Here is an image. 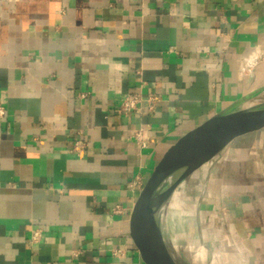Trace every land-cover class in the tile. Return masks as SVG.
<instances>
[{"label": "crops", "instance_id": "0c3cea01", "mask_svg": "<svg viewBox=\"0 0 264 264\" xmlns=\"http://www.w3.org/2000/svg\"><path fill=\"white\" fill-rule=\"evenodd\" d=\"M263 101L264 0H0V264H146L131 220L155 168ZM163 232L181 264H264V128L176 189Z\"/></svg>", "mask_w": 264, "mask_h": 264}, {"label": "water", "instance_id": "95a60500", "mask_svg": "<svg viewBox=\"0 0 264 264\" xmlns=\"http://www.w3.org/2000/svg\"><path fill=\"white\" fill-rule=\"evenodd\" d=\"M226 108L184 136L145 183L132 212V233L146 264H181L163 232V217L176 189L208 165L235 138L264 128V101Z\"/></svg>", "mask_w": 264, "mask_h": 264}, {"label": "built area", "instance_id": "2783aa9c", "mask_svg": "<svg viewBox=\"0 0 264 264\" xmlns=\"http://www.w3.org/2000/svg\"><path fill=\"white\" fill-rule=\"evenodd\" d=\"M156 100L155 96H151L148 98L150 108H153V103ZM144 101V97L140 92H130L124 95L122 98L121 104L119 109L123 112H132L141 108V105ZM7 115V108L0 102V120L4 119ZM137 140L139 141L140 145L143 147L147 146L149 142V137L144 129L137 130L135 133ZM83 147L82 140L76 142L74 149L76 151H80ZM141 184L140 177H136V179L131 182V186L134 187L136 185ZM118 212V209L115 210ZM42 229H36L31 233L29 238L30 243H37L40 238L42 237ZM113 254L116 256H124L125 249L120 247L113 250Z\"/></svg>", "mask_w": 264, "mask_h": 264}]
</instances>
